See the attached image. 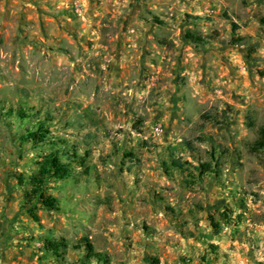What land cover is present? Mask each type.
Wrapping results in <instances>:
<instances>
[{
  "label": "clouds",
  "instance_id": "clouds-1",
  "mask_svg": "<svg viewBox=\"0 0 264 264\" xmlns=\"http://www.w3.org/2000/svg\"><path fill=\"white\" fill-rule=\"evenodd\" d=\"M262 139L264 0H0V264H264Z\"/></svg>",
  "mask_w": 264,
  "mask_h": 264
},
{
  "label": "trees",
  "instance_id": "trees-1",
  "mask_svg": "<svg viewBox=\"0 0 264 264\" xmlns=\"http://www.w3.org/2000/svg\"><path fill=\"white\" fill-rule=\"evenodd\" d=\"M258 147L260 148H264V139H262L259 143H258ZM255 150V149H254ZM205 167H209V166H205ZM50 168V162L49 161H46L44 165L41 166V176L40 177H37L35 182L39 185V184H42L43 183V178L45 175H47V171L48 169ZM34 198L37 200L38 202V198H39V189H37V191L34 193ZM35 204L33 205V207L35 208ZM21 211L23 213H25V209L24 208H21ZM26 214V213H25Z\"/></svg>",
  "mask_w": 264,
  "mask_h": 264
},
{
  "label": "rangeland",
  "instance_id": "rangeland-1",
  "mask_svg": "<svg viewBox=\"0 0 264 264\" xmlns=\"http://www.w3.org/2000/svg\"><path fill=\"white\" fill-rule=\"evenodd\" d=\"M70 27V26H69ZM93 123H96V121L95 120H93ZM233 195H235V193H233ZM197 207H199V205H197ZM21 211V210H20ZM21 213H23L22 211H21ZM17 218H18V216H17ZM21 253H22V256H24V251H21Z\"/></svg>",
  "mask_w": 264,
  "mask_h": 264
},
{
  "label": "crops",
  "instance_id": "crops-1",
  "mask_svg": "<svg viewBox=\"0 0 264 264\" xmlns=\"http://www.w3.org/2000/svg\"><path fill=\"white\" fill-rule=\"evenodd\" d=\"M20 255L22 256V253L20 252ZM14 259H15V257H14Z\"/></svg>",
  "mask_w": 264,
  "mask_h": 264
}]
</instances>
